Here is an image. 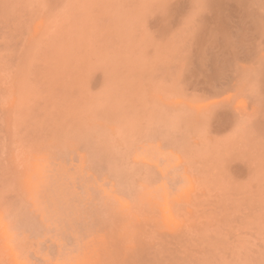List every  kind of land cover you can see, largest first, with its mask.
Masks as SVG:
<instances>
[{
    "label": "rangeland",
    "instance_id": "374dc122",
    "mask_svg": "<svg viewBox=\"0 0 264 264\" xmlns=\"http://www.w3.org/2000/svg\"><path fill=\"white\" fill-rule=\"evenodd\" d=\"M205 2L0 0V264L178 262L187 259L177 251L195 243L205 245L198 256L197 246L191 249L192 258H203L208 244L215 251L210 257L206 249V260L237 255V243L225 234L237 224L247 229L256 211L249 181L227 178L224 166L231 147L236 157L246 145L264 148V122L262 131L230 126L226 132L208 114L223 105H212L220 95L244 108L236 66L247 60L236 64L238 42L229 39L215 67L206 64L213 40L198 36L216 10ZM197 78L224 94L200 96L191 80ZM198 111H206L207 120ZM262 203L257 213H264ZM196 229L203 231L198 238ZM220 240L235 252L230 243L219 248ZM240 241L241 250L248 246Z\"/></svg>",
    "mask_w": 264,
    "mask_h": 264
},
{
    "label": "bare ground",
    "instance_id": "6f19581e",
    "mask_svg": "<svg viewBox=\"0 0 264 264\" xmlns=\"http://www.w3.org/2000/svg\"><path fill=\"white\" fill-rule=\"evenodd\" d=\"M204 1V0H203ZM207 1V3H208V5L209 6H212V7H214V9L216 10V12H215V20H213V21H210V22H206L204 25H203V27H202V30L200 31V34H202V35H200V36H202V37H200V36H198L199 37V40H201L200 38H204L203 36H208L209 38H211L213 41H212V46L211 47H209L210 45H211V43H210V45L208 46V51L209 52H207L208 53V57H206L207 59H205V61H206V64L207 65H210L211 66V64H212V62H214V64L212 65L213 67H215L214 65H216V63L219 61V59H220V55L223 53V55H225V52H226V49H227V46H228V44H226V43H223V41H228L229 39H233V40H235V41H237V42H234L235 44L237 43V45H236V47H239L238 49H236L235 50V52H236V54H235V56H236V64H238L239 62H242L243 60H244V57H245V59L247 60V61H244L243 63H242V65L239 63L238 65H239V67H237L236 65V68H237V70H236V75H237V81H239V84H238V86L236 87V91H237V93H239V96H241L240 98H246V100L245 99H243V103H244V108L243 109H240V108H238L237 107V105H233L232 103H230V102H227V98L229 97L228 95V97H226V98H224L226 95H223V96H218V97H222L221 98V100L220 99H217L218 97H214V98H216L217 100H213V97H212V105H214V106H217V105H220V104H223L222 106L220 105V106H218L219 108H216V109H212V110H210V109H208L209 111H208V114L210 113V115L211 116H213L214 118H216L217 119V122H215L216 124H218V127H217V125H215V124H212L213 125V127H214V125L219 129V130H225L226 129V132H227V128L228 127H232V126H235L234 128H236V130H237V128L238 129H247V128H249V127H251V128H253V129H256L257 130V128L258 127H262V125H261V122H264L263 121V119H264V0H253L254 2L253 3H251L252 4V8L250 9V8H246V7H243L244 5H245V3L244 2H246L247 3V1H245V0H206ZM236 2H240V4H239V6L238 5H236ZM206 3V2H205ZM206 3V4H207ZM248 3H250V2H248ZM254 4V5H253ZM241 5V6H240ZM227 14V15H226ZM225 16H227V17H225ZM246 16H249L248 17V19H246L245 17ZM42 17V16H41ZM46 18V16L44 15V19ZM212 18V17H211ZM254 18V19H253ZM46 21V19L44 20V22ZM38 23V22H37ZM41 23V22H40ZM37 26H38V24H36ZM45 25V24H44ZM183 25H185V24H183ZM188 25V24H187ZM36 26V27H37ZM35 27V28H36ZM39 28V27H38ZM41 29H43V28H41ZM31 30V29H30ZM40 30V29H39ZM185 30H186V28H185ZM34 33H35V31L34 30H32ZM43 31V30H42ZM178 31V30H177ZM32 32V33H33ZM41 32V31H40ZM33 33V34H34ZM37 33L38 32H36L35 34H36V36H37ZM30 34V33H29ZM185 34V33H184ZM28 36V35H27ZM29 37L31 38V36L29 35ZM28 39V38H27ZM220 39V40H219ZM15 40V39H14ZM34 40V39H33ZM32 40V41H33ZM216 40V41H215ZM24 41V40H23ZM26 41V40H25ZM215 41V42H214ZM222 41V42H221ZM256 41V43H254ZM26 42H28V41H26ZM230 42V41H229ZM223 43V44H222ZM231 43H233V42H231ZM233 43V44H234ZM25 44V43H24ZM252 44H256V46L254 45H252ZM28 45H29V42H28ZM33 45V44H32ZM20 46V45H19ZM23 46V45H22ZM21 46V47H22ZM24 47V46H23ZM30 47H32V46H30ZM29 47V48H30ZM210 48V49H209ZM27 49V48H26ZM29 50V49H28ZM20 52V51H19ZM22 52H24V51H22ZM26 52V51H25ZM21 53V52H20ZM25 55V54H24ZM26 56V55H25ZM207 56V55H206ZM18 60V59H17ZM242 60V61H241ZM237 61H239V62H237ZM200 66V65H199ZM199 68V67H198ZM208 68V67H207ZM207 68H206V71H207ZM180 69H181V67H180ZM178 70V72H179V69H177ZM190 71V70H189ZM209 71H210V69H209ZM214 71H215V69H214ZM176 72V71H175ZM177 72V73H178ZM199 72V71H198ZM174 73V72H173ZM172 73V74H173ZM181 73V72H180ZM212 73V72H211ZM214 73V76H215V72H213ZM17 74V73H16ZM171 74V75H172ZM193 75V74H192ZM192 75L190 74L189 76H190V78L192 77ZM188 76V77H189ZM202 76V75H201ZM205 76V75H204ZM216 76H218V75H216ZM215 76V77H216ZM173 77V76H172ZM172 77H171V79H172ZM185 77V76H184ZM198 77V76H197ZM206 77V76H205ZM220 78H221V76H219ZM209 78V77H208ZM220 78H219V80H220ZM206 79V78H205ZM214 79V78H213ZM222 79H224V81H225V77H223ZM221 79V80H222ZM189 80V79H188ZM192 80V83L194 84V86H193V84H192V86L193 87H199V89L201 90V92H202V94H200V96H206L204 93H207V96H208V94L209 95H216L218 92L217 91H219V90H214L213 88H211V87H209L205 82H204V80H203V78H201V79H191ZM190 80V81H191ZM210 80H211V78H210ZM216 80V79H215ZM181 81V80H180ZM187 81V80H186ZM212 81V80H211ZM16 82H18V81H16ZM174 82V81H173ZM183 82V81H182ZM188 82V81H187ZM209 82V81H208ZM214 82V81H213ZM212 82V83H213ZM15 83V82H14ZM218 83V81L216 80V84ZM224 83V82H223ZM220 84V83H219ZM218 84V85H219ZM217 85V86H218ZM221 85V84H220ZM227 85V84H226ZM222 86H224V85H222ZM18 87V86H17ZM186 87V86H185ZM185 87H183L184 89H185ZM196 87V88H197ZM212 87H214V85L212 86ZM220 87V90H221V86H219ZM228 87V86H227ZM9 88V87H8ZM224 88V87H223ZM226 88V87H225ZM191 89H192V87H191ZM6 90V89H5ZM197 90V89H196ZM199 90V91H200ZM194 91H195V89H194ZM225 91V90H224ZM198 92V91H197ZM219 92H221L222 94H224L222 91H219ZM192 93H194V92H192ZM195 94V93H194ZM236 93H234V95H235ZM241 94V95H240ZM199 95V94H198ZM237 96H238V94H237ZM195 97V96H194ZM199 97V96H198ZM230 97H233L234 98V96L232 95V96H230ZM179 98V97H178ZM208 98H210V97H208ZM207 98V99H208ZM237 99H239L238 97H236ZM235 98V99H236ZM200 99V98H199ZM202 99H204V98H202ZM13 100V99H12ZM201 100V99H200ZM218 100H220V101H218ZM224 100V101H223ZM242 100V99H241ZM180 101V100H179ZM182 101V100H181ZM194 102V99L193 100H190V102ZM238 101V100H237ZM253 101V102H252ZM185 102V101H184ZM197 102V101H196ZM195 103V102H194ZM228 103L231 105H228ZM238 102H235V104H237ZM182 104V103H181ZM185 104H188V103H185ZM246 104L248 105L247 107H246ZM11 105V104H10ZM14 105V104H13ZM12 105V106H13ZM189 105H191V104H188L187 106H189ZM192 105H194V104H192ZM12 106H11V108H12ZM195 106V105H194ZM214 106H212L213 108H214ZM192 107V106H191ZM190 107V108H191ZM211 107V108H212ZM250 107V108H249ZM4 108V107H3ZM10 108V107H9ZM16 109V108H15ZM14 109V110H15ZM5 110V109H4ZM8 110V109H7ZM189 110V109H188ZM193 110V109H192ZM2 111V110H1ZM0 111V112H1ZM195 112L197 111L196 109L194 110ZM212 111V112H211ZM15 113H16V111H14ZM200 112H203L202 113V118H200L201 120H207V116L208 115H206L205 114V112L204 111H198L197 113H200ZM6 113V112H5ZM9 113V112H8ZM196 113V114H197ZM14 114V113H13ZM194 114V113H193ZM192 114V115H193ZM212 114H214V115H212ZM11 115V114H10ZM10 115H9V118H10ZM192 115H191V117H192ZM198 115H200V114H198ZM17 116V115H16ZM15 116V117H16ZM211 116H210V118H211ZM263 117L262 118V120H261V118L260 117ZM13 117V116H12ZM194 117V116H193ZM195 117L197 118V116L195 115ZM5 118V117H4ZM9 118H7V119H9ZM198 118H199V116H198ZM197 118V120H200V119H198ZM12 119V118H11ZM212 119V118H211ZM210 119V120H211ZM13 120V119H12ZM194 120H195V118H194ZM209 120V119H208ZM213 120V119H212ZM11 121V120H10ZM214 121V120H213ZM8 122V121H7ZM192 122H193V120H192ZM196 122V121H195ZM212 122V121H211ZM189 123H190V121H189ZM194 123V122H193ZM203 123V122H202ZM191 124V123H190ZM196 124H197V122H196ZM200 124V123H199ZM10 125V124H9ZM8 125V126H9ZM186 125V124H185ZM3 126H6V124H4ZM200 126V125H199ZM202 126V125H201ZM205 126V125H204ZM194 127H195V125H194ZM194 127H193V129H194ZM211 127V126H210ZM186 128H187V126H186ZM209 128V127H208ZM263 128H264V123H263ZM262 128V129H263ZM191 129H192V126H191ZM190 129V130H191ZM204 129V128H203ZM231 129V128H230ZM229 129V130H230ZM252 129V130H253ZM259 129V128H258ZM9 131L11 130V129H8ZM14 130V129H13ZM185 130V129H184ZM189 130V129H188ZM212 129H210L209 128V131H211ZM260 131H262L261 129H259ZM264 130V129H263ZM195 131V130H194ZM193 131V132H194ZM208 131V130H207ZM213 131H214V129H213ZM242 131V130H241ZM244 131V130H243ZM247 131V130H246ZM259 131V132H260ZM15 132V131H14ZM188 132H190L191 133V131H188ZM192 132V133H193ZM216 132V131H215ZM235 132V131H234ZM249 132V131H248ZM256 132H258V131H256ZM262 132H264V131H262ZM261 132V133H262ZM7 133V132H6ZM11 133V132H10ZM195 133H197V132H195ZM194 133V134H195ZM230 133H231V131H230ZM229 133V134H230ZM236 133V132H235ZM250 133V132H249ZM2 134V133H1ZM209 134V133H208ZM217 134V133H216ZM223 134V133H222ZM243 134V133H242ZM245 134H247V133H245ZM9 135V134H8ZM220 134H218V136H219ZM225 135V134H224ZM226 135H228V134H226ZM250 135H251V133H250ZM249 135V136H250ZM229 136V135H228ZM240 136V135H239ZM238 136V137H239ZM246 136V135H245ZM262 136V135H261ZM260 136V137H261ZM207 139H209V135H207ZM221 137H222V135H221ZM225 137V136H224ZM237 137V138H238ZM248 137V136H247ZM251 138H252V136H250ZM254 137V136H253ZM260 137H259V139H260ZM264 137V136H263ZM262 137V138H263ZM211 138V137H210ZM246 138V137H245ZM254 138H256V137H254ZM261 138V139H262ZM195 140V138H193L192 137V140ZM259 139H257L256 141H258ZM260 139V140H261ZM8 140V139H7ZM197 140V139H196ZM206 140V139H205ZM204 140V141H205ZM211 140H212V138H211ZM210 139H209V141H211ZM250 140V139H249ZM259 140V141H260ZM208 141V142H209ZM251 141H253V139L251 140ZM256 141H254V142H256ZM264 140H261V142H263ZM192 142H194V141H192ZM213 142V141H212ZM246 143H248V142H246ZM250 143V142H249ZM214 144V143H213ZM209 145V144H208ZM225 145V144H224ZM251 145H253V144H251ZM262 145V144H261ZM264 145V144H263ZM244 146V145H243ZM246 146H248V149L246 150V151H244L243 152V150H242V153H241V151H240V148L238 149L239 151H240V153L242 154H239V158L238 157H236L235 155H236V153H238V152H235V151H233V150H231L233 147H231V149H230V151H231V153H229V156H230V158L228 157V162L226 161L225 162V171H226V174H223V175H227V178H231V179H234V180H248L249 181V185H250V188H251V194H250V196H252V200H250L251 202V206L250 207H252V210H255L256 211V213H250V222H248L249 223V225L250 226H246V227H248L247 229L246 228H244L243 230H241L240 228H239V225L240 224H237L236 226H238V228L237 227H235V229L237 230V231H232L233 229H231V231L229 232V228H226V229H228V232L229 233H226L227 231H224V230H222V231H224V232H222V233H226L225 235H226V239L228 240H231V243H233L234 244V242L235 243H237L238 244V246H237V244H236V246H234V248H236V247H238V248H236V249H238V251H237V255L236 256H234V254H231V255H233L234 257L233 258H230V257H232L231 255H230V253L229 252H226V253H224L223 251H226V250H223L222 252H223V256L224 257H226L227 259L228 258H230V259H234L233 261L232 260H230V263H229V260H227L226 261V259L223 257V260L225 261V263L226 264H231L232 262H234V264L236 263V264H264V213H257L258 211V208H259V203L261 204L262 202V208L264 209V148H260L258 145H256V147H254L253 149L251 148V146H250V148H249V145H246ZM205 147V146H204ZM224 147V146H223ZM235 147V146H234ZM198 148V147H197ZM196 148V149H197ZM203 148V147H202ZM236 148V147H235ZM243 149H245L244 147H242ZM201 149V148H200ZM199 150V149H198ZM227 150H229V148L227 147ZM236 150H237V148H236ZM204 151V150H203ZM211 151H214V150H211ZM217 151H218V149H217ZM223 151V150H222ZM215 152V151H214ZM199 153H200V151H199ZM211 153V152H210ZM192 155H195V154H192ZM191 155V156H192ZM207 155V154H206ZM197 156V155H196ZM216 157V156H215ZM224 158V157H223ZM195 159V158H194ZM199 160V159H198ZM226 160V159H225ZM192 161V160H191ZM224 161V160H223ZM195 162H197V161H195ZM206 162V161H205ZM213 164V163H212ZM211 164V165H212ZM220 165V164H219ZM193 166V165H192ZM191 166V167H192ZM213 166V165H212ZM221 166H223V165H221ZM220 166V167H221ZM189 167H190V165H189ZM219 167V168H220ZM210 168V167H209ZM218 168V169H219ZM190 169V168H189ZM192 169V168H191ZM211 169V168H210ZM185 170V169H184ZM186 170H188L187 168H186ZM185 170V171H186ZM212 170V169H211ZM221 170V169H220ZM219 170V171H220ZM195 171V170H194ZM217 171V170H216ZM191 172V171H190ZM197 172V171H196ZM199 172H201V171H199ZM198 172V173H199ZM197 173V174H198ZM203 173V172H202ZM221 173V172H220ZM191 174V173H190ZM196 174V175H197ZM219 175H221V174H219ZM191 176V175H190ZM207 176H208V174H207ZM198 178H200L199 176H198ZM209 178V177H208ZM207 178V179H208ZM196 180V179H195ZM199 180V179H198ZM209 180H210V178H209ZM225 180H226V178H225ZM228 180V179H227ZM200 181V180H199ZM198 181V182H199ZM196 182V181H195ZM194 182V183H195ZM222 182V181H221ZM243 182H245V181H243ZM242 183V182H241ZM248 184V183H247ZM203 185V184H202ZM222 185V184H221ZM248 186V185H247ZM198 190H202V189H198ZM214 190V189H213ZM217 190V189H216ZM203 191V190H202ZM206 191V190H205ZM204 191V192H205ZM220 191V190H219ZM237 191H238V189H237ZM197 192V191H196ZM201 192V191H200ZM242 192V191H241ZM195 193V192H194ZM193 193V194H194ZM208 193V192H207ZM217 193V192H216ZM215 193V194H216ZM244 193V192H243ZM192 194V193H191ZM201 194V193H200ZM210 194V193H209ZM209 194H208V196H209ZM203 195V194H202ZM225 195V194H224ZM230 196V195H229ZM247 196H249V195H247ZM212 197V196H211ZM260 197H262V198H260ZM198 198H200V197H198ZM206 198V197H205ZM188 199H190V198H188ZM203 199V198H202ZM208 199V198H207ZM246 199H248V198H246ZM214 200V199H213ZM223 200H224V197H223ZM232 200V199H231ZM230 200V201H231ZM249 200V199H248ZM259 200H260V202H259ZM262 200V201H261ZM190 201V200H189ZM189 201H187V202H189ZM212 201V200H211ZM217 201V200H216ZM224 201H226V200H224ZM234 201V200H233ZM236 201V200H235ZM184 202V201H183ZM218 202V201H217ZM205 203H206V201H205ZM220 203H223V202H220ZM239 203V202H238ZM188 204V203H187ZM186 204V205H187ZM211 204V203H210ZM209 204V205H210ZM195 205V204H194ZM205 205V204H204ZM224 205V204H223ZM247 205H248V203H247ZM191 206V205H190ZM220 206V205H219ZM231 206H233V205H231ZM188 207V206H187ZM207 207V206H206ZM229 207V206H228ZM249 207V208H250ZM244 208V207H243ZM248 208V209H249ZM256 208H257V210H256ZM251 209V208H250ZM192 210H193V208H192ZM192 212V211H191ZM252 212V211H251ZM188 214V213H187ZM228 214H229V212H228ZM239 214V213H238ZM247 214V213H246ZM249 214V213H248ZM200 215V214H199ZM209 215V214H208ZM211 215V214H210ZM222 215V214H221ZM225 216H226V213L224 214ZM223 215V216H224ZM231 215V214H230ZM229 215V216H230ZM195 216H197V215H195ZM202 217H203V215H201ZM228 216V215H227ZM228 216V217H229ZM237 216V218H238V216L240 217V215H236ZM236 216L234 215V217L233 218H236ZM249 216V215H248ZM190 217V216H189ZM201 217V218H202ZM200 218V220H202ZM205 218V217H204ZM211 218H213V217H211ZM221 218H223V217H221ZM226 218V217H225ZM236 218V219H237ZM241 218H243V217H241ZM214 219V218H213ZM218 219H220L219 217L217 218V220ZM229 219V218H228ZM236 219H234L235 221H236ZM204 220V219H203ZM202 220V221H203ZM207 220V219H206ZM216 220V221H217ZM225 220H227V218L225 219ZM232 220V219H231ZM239 220H242V219H239ZM144 221V220H143ZM202 221H199V225H200V222H201V224H204L205 223V221H203L204 223H202ZM211 221L213 222V220L211 219ZM215 221V222H216ZM246 221V220H245ZM245 221H243V223L241 222V224H244V222ZM248 221V220H247ZM208 222V227L210 226V224H209V221H207ZM214 222V223H215ZM225 222H227V221H225ZM233 222V221H232ZM231 222V223H232ZM190 223H192V222H190ZM193 223H194V221H193ZM220 223V222H219ZM223 223V222H222ZM234 223H237V221L236 222H234ZM238 223H240V222H238ZM247 223V222H246ZM246 223H245V225H246ZM196 224V223H195ZM225 224L226 223H224V226H225ZM230 224V223H229ZM233 224V223H232ZM232 224H230V225H232ZM147 225V224H146ZM189 225V224H188ZM197 225V224H196ZM199 225H197V226H199ZM206 225V224H205ZM190 226V225H189ZM192 226H194V224L192 225ZM202 226V225H201ZM201 226H199V227H201ZM223 226V225H222ZM227 226H229V225H227ZM226 226V227H227ZM234 226V225H233ZM243 226V225H242ZM241 226V227H242ZM135 228L136 227H138V226H134ZM191 227V226H190ZM199 227H198V229H199ZM230 227V226H229ZM245 227V226H244ZM232 228V227H231ZM193 229V228H192ZM196 229V231H194V233H196L197 232V238H198V231L201 229ZM213 229H215V228H213ZM225 229V230H226ZM135 231H136V229H134ZM194 230V229H193ZM239 230V231H238ZM184 231H185V229H184ZM204 231H207L206 229H204ZM217 231V230H216ZM215 231V234L217 233ZM219 231V230H218ZM179 232V231H178ZM190 232V231H189ZM200 232V234L203 232V231H199ZM132 233V232H131ZM137 233H138V231H137ZM188 233V232H187ZM220 233H221V230H220ZM135 234V233H134ZM189 234V233H188ZM187 234V235H188ZM203 234V233H202ZM214 234V233H213ZM214 234V235H215ZM219 233H217V235H218ZM131 235H133V234H131ZM155 235V234H154ZM173 235V234H172ZM176 235V234H175ZM174 235V236H175ZM196 235V234H195ZM213 235V236H214ZM139 236V235H138ZM189 236L190 235H188V237L187 238H189ZM201 236V235H200ZM203 237V236H202ZM201 237V238H202ZM158 238V237H157ZM165 238V237H164ZM173 238V237H172ZM196 238V239H197ZM225 238H223V239H225ZM140 239V238H139ZM159 239H161V238H159ZM168 239V238H167ZM176 239V238H175ZM190 239H191V237H190ZM195 239V240H196ZM203 239H204V237H203ZM202 239V240H203ZM221 240H222V238H220ZM242 240L244 243H246V241H247V247L245 248V246H244V249H245V251H246V253L244 252V251H242V250H244V249H242L241 250V247H243V245L241 246V241L240 240ZM244 239V240H243ZM156 240V239H155ZM183 240V239H182ZM205 240H206V238H205ZM208 240V239H207ZM206 240V241H207ZM219 240V239H218ZM220 240V243H222L221 244V247H219V248H223L222 246H223V243H226L227 244V242L225 241H221ZM140 241V240H139ZM145 241V240H144ZM147 241V240H146ZM145 241V242H146ZM200 241V240H199ZM206 241H204V242H206ZM209 241V240H208ZM162 242H164V241H162ZM175 242V241H174ZM183 242V241H182ZM190 242V241H189ZM198 242V241H197ZM203 242V241H202ZM203 242V243H204ZM142 243V242H141ZM155 243V242H154ZM199 243V242H198ZM208 243V242H207ZM206 243V244H207ZM229 243H230V241H229ZM228 243V244H229ZM230 243V244H231ZM144 244V243H143ZM146 244H148V242L146 243ZM158 244V243H157ZM168 244H169V242H168ZM178 244V243H177ZM187 244H188V242H187ZM200 244H202L201 243V241H200ZM227 244V245H228ZM233 244H231V248H233ZM243 244V243H242ZM113 245V244H112ZM145 245V244H144ZM152 245H154L153 243H152ZM195 245L197 246H195L196 248H197V251H199V253L196 251V249H195V247L194 248H186V250H188V251H185V249L184 250H180V251H182L180 254H184V255H179V252L180 251H177L178 252V256L180 257L181 256V258L183 257V258H186L187 260H183V259H181V260H183V261H175V262H172V258H171V262H169L170 260H165L164 261V263L162 262L163 261V259H162V263H160L158 260H157V263L158 264H222V262H220V261H223V260H219L218 262H220V263H218L217 261H213V260H211V258L210 259H208V260H206L204 257L205 256H207V258H209L208 256H209V253L206 255L205 253H206V251L207 250H209V251H207V252H210L211 254H210V257L211 256H214V253L212 254V252L213 251H215V249L212 251L211 249H213V247L212 248H210V246H209V244H208V249L207 248H205L203 251H205L204 252V255H201V256H203V258L202 257H198V258H200V259H204V260H200V259H198L197 258V256H198V254H200L201 252V250H202V247L204 248V245L205 244H202L203 246L200 248V247H198V245L199 244H197V243H195ZM216 245V244H215ZM220 245V244H219ZM245 245V244H244ZM143 248L145 247V246H143V245H141ZM148 247H149V249L150 248H152V246L150 247L149 245H147ZM185 246V245H184ZM187 246V245H186ZM115 247H116V245H115ZM163 247H165L164 245L162 246V248ZM205 247H207V245L205 246ZM215 248H216V246H214ZM113 248H114V246H113ZM119 248V247H118ZM135 248V247H134ZM138 248V247H137ZM140 248V247H139ZM138 248V249H139ZM142 248V249H143ZM200 248V249H199ZM219 248H216V250H219ZM226 248V247H225ZM229 248H230V246H229ZM233 248V250L234 251H232V252H235V249ZM110 249H111V247H110ZM157 249V248H156ZM165 249V248H164ZM167 249V248H166ZM176 249V248H175ZM178 249V248H177ZM180 249H181V247H180ZM194 249L195 251H196V253H194V254H197V256H196V258H192L191 257V255L190 254H192V250ZM199 249V250H198ZM207 249V250H206ZM120 250H121V248H120ZM124 250V249H123ZM211 250V251H210ZM229 250V249H228ZM227 250V251H228ZM115 251V250H114ZM113 251V252H114ZM135 251V250H134ZM138 251V250H137ZM143 251V250H142ZM150 251H152V250H150ZM155 251V250H154ZM153 251V252H154ZM157 251V250H156ZM173 251V250H172ZM171 251V252H172ZM189 251L191 252V253H189ZM202 251V252H203ZM220 251H221V249H220ZM239 251H241V252H244V254H242V253H240ZM113 252H112V254H113ZM125 252H126V250H125ZM129 252V251H128ZM132 252H133V248H132ZM131 252V253H132ZM139 252V251H138ZM221 252V253H222ZM238 252L240 253V255H238ZM146 254H147V252H145ZM144 253V254H145ZM151 253V252H150ZM166 253V252H165ZM169 253V252H168ZM185 253H186V255L187 256H189L188 258L186 257V255H185ZM220 253V252H219ZM219 253H217V254H219ZM227 253H229V254H227ZM129 254V253H128ZM153 254H155V253H153ZM163 254V253H162ZM189 254V255H188ZM202 254V253H201ZM226 254H227V256H226ZM242 254V255H241ZM127 255V254H126ZM141 255L143 256V254L141 253ZM169 255V254H168ZM112 256V255H111ZM132 256H134V255H132L131 254V258H133ZM136 256H137V253H136ZM136 256H135V259H138V258H136ZM138 256H140V254L138 255ZM137 256V257H138ZM156 256V255H155ZM154 256V257H155ZM157 256H159V255H157ZM171 256V255H170ZM175 256H176V254H175ZM178 256H176V257H178ZM200 256V255H199ZM221 255H219V258H222V257H220ZM239 256V257H238ZM109 257V256H108ZM141 257V256H140ZM144 257V256H143ZM215 257L217 258L218 256H216V253H215ZM214 257V258H215ZM238 257V258H237ZM129 258V257H128ZM191 258V259H190ZM235 258H236V260H238V262L235 260ZM141 259V258H140ZM178 259V258H177ZM119 260V259H118ZM128 260H131V259H128ZM128 260H127V262H128ZM108 261V260H107ZM109 261H110V259H109ZM109 261L107 262V264L109 263ZM113 261V260H112ZM134 260H132V262H133ZM138 261L139 260H137V262L135 261V262H130L131 264H138ZM141 261V260H140ZM144 261V260H143ZM148 261V260H147ZM156 261V260H155ZM168 261V262H167ZM174 261V260H173ZM223 261V262H224ZM115 262H116V260H115ZM119 262V261H118ZM123 262V261H122ZM126 261L125 262H123L122 264H128ZM144 262H146V261H144ZM154 262V261H153ZM152 262V263H153ZM228 262V263H227ZM104 263H106V262H104ZM112 262L110 261V264H111ZM113 263H114V261H113ZM117 263V262H116ZM157 263H155V264H157ZM225 263H223V264H225ZM139 264H142V263H139ZM146 264H150V262L149 263H147L146 262Z\"/></svg>",
    "mask_w": 264,
    "mask_h": 264
}]
</instances>
